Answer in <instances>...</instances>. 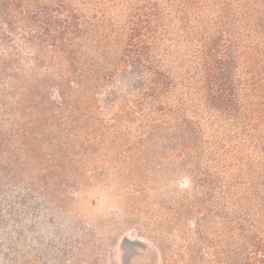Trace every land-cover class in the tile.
I'll return each instance as SVG.
<instances>
[{
    "label": "rangeland",
    "instance_id": "1",
    "mask_svg": "<svg viewBox=\"0 0 264 264\" xmlns=\"http://www.w3.org/2000/svg\"><path fill=\"white\" fill-rule=\"evenodd\" d=\"M179 5L0 0V264H264V134L202 100ZM154 6L158 98L123 63Z\"/></svg>",
    "mask_w": 264,
    "mask_h": 264
},
{
    "label": "trees",
    "instance_id": "2",
    "mask_svg": "<svg viewBox=\"0 0 264 264\" xmlns=\"http://www.w3.org/2000/svg\"><path fill=\"white\" fill-rule=\"evenodd\" d=\"M178 1L179 11L184 14L181 18L184 28L190 29L191 40L201 44L197 60L202 62L203 76L198 82L202 100L237 122H243L244 129L255 132L260 139L263 138L264 0H215L213 5L216 11L212 8L214 12L211 11L202 20H197L199 16L188 11L191 8L199 9L196 7L200 4L198 0ZM156 9V6L153 9L145 8L138 15L139 24L142 26L133 28L131 48L123 60L126 70H135L136 66L142 69L138 82L141 86L140 95L154 98L168 91L173 82L171 76L162 73L158 66L151 63L148 55L158 33V25L155 24L160 19ZM67 18L70 20L69 16ZM243 48L247 49L244 53L241 52ZM240 55H244L247 64L249 79L245 81L237 74L239 67L236 64ZM191 84L190 82V86ZM133 86L136 87L137 84ZM183 122L199 120L185 118ZM185 145H181V151L189 150ZM263 247L259 244L256 248ZM260 252L264 257V250Z\"/></svg>",
    "mask_w": 264,
    "mask_h": 264
}]
</instances>
